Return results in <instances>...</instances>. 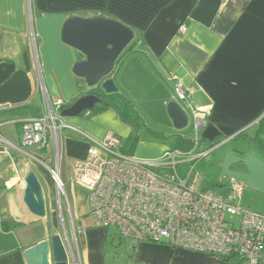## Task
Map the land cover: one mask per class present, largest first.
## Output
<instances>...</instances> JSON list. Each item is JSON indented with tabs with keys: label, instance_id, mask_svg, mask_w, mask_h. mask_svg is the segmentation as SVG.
Masks as SVG:
<instances>
[{
	"label": "crops",
	"instance_id": "obj_1",
	"mask_svg": "<svg viewBox=\"0 0 264 264\" xmlns=\"http://www.w3.org/2000/svg\"><path fill=\"white\" fill-rule=\"evenodd\" d=\"M101 11L134 33L108 76L116 86L109 93L73 71L80 52L61 37L67 17ZM175 81L191 87L192 103L208 110L201 138L213 140L254 123L264 111V0H0V137L7 141L0 143V264H26V248L58 233L44 191L45 217L35 216L23 201L25 175L31 170L37 175L32 152L47 149L22 146V121L40 115L46 100L59 113L94 93L109 104L106 110L62 119L94 138L115 133L125 152L152 160L173 147L149 124L166 126L172 101L190 110L176 98ZM61 133L65 157L84 160L88 142L71 128ZM70 182L81 192L83 209L76 215L73 237L58 233L67 252L74 250L79 264H119L106 260L108 227L92 224L86 190L72 183L71 175ZM69 209L72 214L70 202ZM3 220L14 225L3 229ZM125 264L232 263L206 252L141 241Z\"/></svg>",
	"mask_w": 264,
	"mask_h": 264
},
{
	"label": "built area",
	"instance_id": "obj_2",
	"mask_svg": "<svg viewBox=\"0 0 264 264\" xmlns=\"http://www.w3.org/2000/svg\"><path fill=\"white\" fill-rule=\"evenodd\" d=\"M185 29V25L179 27L180 32ZM173 89L176 98L186 101L192 110L195 132L205 127L209 113L192 103L193 89L179 81L174 82ZM62 118L46 100L40 115L22 121L20 143L41 150L52 147L57 163L54 167L44 165L61 192L57 187L58 181L64 185L59 177L61 131L71 128L88 142L87 157L73 162L71 181L86 190L92 224L112 225L120 237L131 239L134 244L152 241L214 254L234 264H264V212L238 201L245 181L228 178L230 193L225 198L188 183L186 177L177 173L178 164L202 159L207 150L192 154L169 148L157 159L141 160L125 152L115 133L106 132L103 137L94 138ZM0 143L7 141L0 137ZM198 145L195 136L194 150ZM71 257L73 264H79L77 255L71 253Z\"/></svg>",
	"mask_w": 264,
	"mask_h": 264
},
{
	"label": "water",
	"instance_id": "obj_3",
	"mask_svg": "<svg viewBox=\"0 0 264 264\" xmlns=\"http://www.w3.org/2000/svg\"><path fill=\"white\" fill-rule=\"evenodd\" d=\"M133 30L119 20L101 15L67 17L62 24L61 37L64 42L78 49L80 59L73 65V71L86 79L88 85H100L104 92H113L116 86L109 74L120 52L133 38ZM101 98L89 93L78 97L71 105L63 107L60 116H76L90 109ZM168 117L176 128L188 123V115L181 105L172 101L167 105ZM240 164L245 170L235 169ZM221 174L225 178H235L248 182L249 187L264 191V161L251 154H227L222 163ZM23 201L27 209L37 217L47 215L42 185L34 171L24 177ZM53 227L57 228L58 218L55 211L51 214ZM26 264H73L67 248L58 233L43 239L23 252ZM71 259V261H70Z\"/></svg>",
	"mask_w": 264,
	"mask_h": 264
},
{
	"label": "rangeland",
	"instance_id": "obj_4",
	"mask_svg": "<svg viewBox=\"0 0 264 264\" xmlns=\"http://www.w3.org/2000/svg\"><path fill=\"white\" fill-rule=\"evenodd\" d=\"M125 49L126 48L120 52L115 63L122 56ZM185 111L191 119L192 110L190 109L189 111ZM161 118L162 117H159L158 119ZM167 119L168 124L162 128H153L151 124H149L150 129H156L151 132L155 133L160 138H164L168 141L166 143H168L169 146L178 149L181 153H188L192 151V154H194L201 150L208 151V154L205 157L195 160L190 163L191 165L184 163L176 166V171L180 177H186L188 183L193 182L199 188L213 190L222 194L225 198L229 195L230 190L228 180L221 174L222 163L227 154H251L253 157L264 161V134L260 133L259 137L256 136L254 126H249L244 134L241 135H239V132L235 131L232 135L224 134L219 136L222 140L216 145L210 146L208 141L201 140L200 130L195 132L193 120H189L188 124L182 128H176L173 126L168 116ZM195 136L199 139V145L196 150H194ZM60 143L61 150L59 146V153L61 162L59 165V177L64 184L63 193L57 191L55 181L53 180L50 171L44 165V163H47L50 167H54L57 163L55 161V153L53 154L51 146L47 148L46 152H32L37 159L31 157V162L36 164L38 167L36 171L39 179L42 180L43 185L42 183L41 185L44 187L43 191L46 195H48L47 200L49 199L51 201L54 208L53 211L57 213L59 221L57 228L54 229L61 236L70 238L72 235L71 233H74L76 228L74 222L77 217L76 215L78 211L83 209V206L80 209V205H83V201L81 192H78L77 188L74 189V185L70 182L73 162L69 161V159L65 157L63 154L62 140ZM124 144L128 145V142H125ZM121 146L126 147L123 144H121ZM25 147L30 149V147ZM189 165L191 167L190 169H188ZM41 170L43 171L41 172ZM244 184L245 188L241 192V196L238 201H240L241 204L250 207L254 211L260 213L264 212V191L250 188L248 182H244ZM69 202L72 214L69 209ZM77 203L79 206H77ZM70 215L73 216L72 219L70 218ZM132 244L133 241L131 239L118 237L116 228L112 225L109 226L104 246L106 260L119 264L129 262V260L134 257V248H132ZM71 253L75 255L74 250H72ZM231 263L234 264L233 262Z\"/></svg>",
	"mask_w": 264,
	"mask_h": 264
},
{
	"label": "trees",
	"instance_id": "obj_5",
	"mask_svg": "<svg viewBox=\"0 0 264 264\" xmlns=\"http://www.w3.org/2000/svg\"><path fill=\"white\" fill-rule=\"evenodd\" d=\"M99 15H102V16H105V17H109V18H112V17H110L107 13H105V12H103V11H101L100 13H99ZM109 107V104L107 103V102H105V101H103V100H100L96 105H94V108L91 110H89V109H85V110H83L81 113H86L87 111H89V112H87L86 114H92V113H94V112H98V111H104V110H106L107 108ZM207 122H208V120H207ZM250 126H254L255 127V135L256 136H258L259 137V134L260 133H263L264 134V111L261 113V115H259L258 117H257V119L255 120V122L254 123H252ZM249 126L247 125L246 126V124L245 125H243L242 127H239L236 131L237 132H239V135H241V134H244V132L246 131V129L248 128ZM234 132H232L230 135H232ZM80 139H82V138H80ZM201 140H205L204 138H201ZM222 139L220 138V137H215L213 140H205V141H208L210 144V146H213V145H216L217 143H219L220 141H221ZM263 149H264V146H263ZM12 225H14V223L13 222H11V221H6V220H3V223H2V227H3V229H9L10 228V226H12ZM137 244H134L133 246H132V248H135V246H136Z\"/></svg>",
	"mask_w": 264,
	"mask_h": 264
},
{
	"label": "flooded vegetation",
	"instance_id": "obj_6",
	"mask_svg": "<svg viewBox=\"0 0 264 264\" xmlns=\"http://www.w3.org/2000/svg\"><path fill=\"white\" fill-rule=\"evenodd\" d=\"M234 168L238 170H245V168L240 164L235 165Z\"/></svg>",
	"mask_w": 264,
	"mask_h": 264
},
{
	"label": "bare ground",
	"instance_id": "obj_7",
	"mask_svg": "<svg viewBox=\"0 0 264 264\" xmlns=\"http://www.w3.org/2000/svg\"><path fill=\"white\" fill-rule=\"evenodd\" d=\"M58 189L61 191V192H63V186L60 184V182L58 181ZM72 251V250H71ZM69 253H71V252H69Z\"/></svg>",
	"mask_w": 264,
	"mask_h": 264
}]
</instances>
